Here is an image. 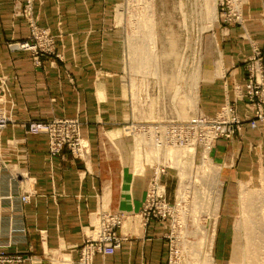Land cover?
<instances>
[{
    "label": "crops",
    "instance_id": "crops-1",
    "mask_svg": "<svg viewBox=\"0 0 264 264\" xmlns=\"http://www.w3.org/2000/svg\"><path fill=\"white\" fill-rule=\"evenodd\" d=\"M123 1L33 0L40 25L64 34L58 49L65 48L66 64L58 72L49 62L35 70L29 53L7 48V40L28 34L26 21L12 16L26 0H0V75L8 77L14 103L8 107L17 122L0 131V240L12 242V253L28 256L17 264H78L80 248L104 212L123 216L118 235L124 240L113 254L95 255L93 264H168L171 226L143 216L154 167L144 137L124 132L145 122L134 118L121 76ZM240 11L245 28L216 19L205 37L197 110L207 116L236 101L235 86L244 91V61L263 45L264 0H242ZM237 106L243 116V103ZM59 117L80 119L89 158H75L67 149L52 156L46 135L26 131L30 121ZM211 156L220 170L222 224V211L235 207L242 187H264V125L244 124L232 140H218ZM171 178L169 172L162 178L167 193ZM176 191L167 194L172 204Z\"/></svg>",
    "mask_w": 264,
    "mask_h": 264
},
{
    "label": "rangeland",
    "instance_id": "rangeland-1",
    "mask_svg": "<svg viewBox=\"0 0 264 264\" xmlns=\"http://www.w3.org/2000/svg\"><path fill=\"white\" fill-rule=\"evenodd\" d=\"M241 2L242 0H216V18L212 11L211 0H124L118 7L119 24L123 28L125 47V63L122 67L120 66L121 76L124 78L125 89L135 113L134 118L145 122L142 123L145 129L131 127L124 132L133 138L144 137L146 151L149 153L147 161L154 167L153 175L155 172L164 170V173L160 175V183L164 187L170 213L165 218L158 219L169 223L172 229L168 264H232L237 241L240 240L243 244L245 237L251 238L249 236L254 235L256 231V228L253 230L249 227L245 228L246 231L241 230V221L245 218L241 210L244 192H247L250 198L248 201L251 202L248 204L255 206L254 212H251L254 214L252 216L260 221L262 210L258 209L264 203V187L247 190L242 187L238 196H234L235 207L222 211L224 214L221 224L220 170L218 164L212 159L211 151L218 140L229 141L239 135L244 124H249L252 128L264 125V117H259L252 109L253 106L260 105L263 110L261 112L264 114V99L250 102L247 89L248 72L254 66L251 60L258 53L257 58L263 61L264 74V39L262 47H254L253 54L244 61L246 84L243 92L239 85L235 86V91L238 93L236 101L224 104L214 116H207L197 110L201 60L207 31L216 19L228 26L237 24L245 28V19L240 11ZM12 16L13 19L22 18L26 21L28 34L23 39L12 37L7 40V48L11 52L29 53L35 70H43L45 64L49 62L58 72H61V65L66 64V55L65 48L58 49V45L61 44L64 34H54L50 28L40 25L39 18L34 12L33 0H26L22 6H16ZM149 19L152 24L150 27L152 34L147 39L144 30L145 22ZM260 22L264 27V16L261 17ZM153 42L155 45H152ZM137 46L143 47L144 55L142 53L135 56ZM102 68L100 66L101 73ZM64 72L69 82L73 84L71 74L66 70ZM239 102L243 103V116L238 111ZM8 105L14 106L9 96L8 77L0 75V117L8 120L5 127H0V131L17 124ZM227 109H230V112L226 111ZM195 120L202 121L205 126L191 130L189 137L192 142L189 145L172 142L170 139L172 124L187 126V123ZM231 120L235 123L221 126L225 127V132L230 131L232 127L230 132L232 134L228 137L225 132L222 135L219 134L211 150H207L201 139L203 134L211 129L209 132H216V128H213L216 121L227 123ZM32 123L55 125L57 131H59L58 126L67 124L65 127L70 129L61 136L66 137L68 143L63 146L60 153L67 149L73 155V149H81V146L77 145L81 141L83 145H86V149L83 150L88 152L85 158H89L90 142L82 134V123L78 117H59L50 121H30L25 124L28 134L48 137L51 154L52 145L49 134L31 133L29 126ZM156 125H160L162 129H156L154 127ZM157 136L163 139V146L156 144ZM139 147L142 146L139 144ZM137 158L140 159L139 156ZM167 172L171 174V181L174 182L168 189V193L169 190L177 189L176 204L168 201L167 187L162 182ZM260 232L262 234L260 237L264 238V233ZM257 236L251 239L257 241ZM121 238L124 240L123 237ZM261 240L263 251L264 239ZM11 245L12 242L6 238L0 240V264H17L28 259V256L24 254L12 253ZM262 254L264 256V252ZM18 256L23 259L18 261L16 259ZM263 256L259 248L256 257L246 258L245 261H249L247 264H261Z\"/></svg>",
    "mask_w": 264,
    "mask_h": 264
},
{
    "label": "built area",
    "instance_id": "built-area-1",
    "mask_svg": "<svg viewBox=\"0 0 264 264\" xmlns=\"http://www.w3.org/2000/svg\"><path fill=\"white\" fill-rule=\"evenodd\" d=\"M258 54L257 56H254L251 60L254 63V66H252L248 72L247 89L250 102H256L264 99V74L262 72L263 61L262 59L257 58ZM252 109L257 112V115L259 117H264V114H262L261 112L263 110L260 105H255L252 107ZM226 111L230 112V109H227ZM7 122L8 120L5 117H0V127H5ZM229 123L234 124L235 121L231 120L227 123L216 121L213 126V128H216V132H209L212 130L211 129L207 133L203 134V137H201V139L202 142L205 144L204 146L207 150H211L214 140L218 137L219 134L222 135L225 132V127L221 125ZM66 125L67 124H64L63 126H58L59 131H57V129L55 130V125L45 123H32L29 126V131L31 133L49 134L52 145L51 154L57 155L60 153L63 146L67 145L68 143L67 138L61 136L64 132H68L70 129L66 128ZM159 126L160 125H156L154 127L156 129H162V127L160 128ZM199 126H205V124L199 120L189 122L187 123V126H173L172 124V126L170 127L172 134L170 139L174 143H179L180 145L187 146L192 142L191 138L189 137L191 130ZM141 128L145 129V127L142 126ZM231 131L232 127H230V131L227 130L225 132V134H227V137L232 134L230 133ZM156 134H158V132H156ZM155 139L156 144H158L159 146H163L162 138L160 139V137L157 136L155 137ZM194 140L196 141V138ZM77 145H80L81 149H73V155L76 158L85 159L88 152L86 150L84 151L83 149H86V145H83L81 141ZM162 173H164L163 169L158 172H155L151 180V184L147 194L146 204L143 209V216L146 220L151 217L165 218L166 215L170 213V206L169 204H167L165 199L164 187H162V184L160 183V175ZM27 198L28 197H23L22 200L27 201ZM123 220L124 218L122 215L112 213L102 214L99 220L98 228L94 232H92V234L86 237L83 245L80 248L79 264H93L95 255H111L117 249H119L121 247L123 239L118 235L117 230L122 226ZM16 259L20 261L23 258L21 256H18Z\"/></svg>",
    "mask_w": 264,
    "mask_h": 264
},
{
    "label": "bare ground",
    "instance_id": "bare-ground-1",
    "mask_svg": "<svg viewBox=\"0 0 264 264\" xmlns=\"http://www.w3.org/2000/svg\"><path fill=\"white\" fill-rule=\"evenodd\" d=\"M215 2H216V0H211V3H212V11L214 13H215ZM215 18H216V13H215ZM150 22H151L150 19L145 22L146 23L145 24L146 25V28L144 30V33H145V37H147V39H148L149 35L152 34L151 29H150V27L152 26V24ZM152 45H155V43L152 44ZM142 48L143 47L137 46V49L135 51V56L140 55V54L143 53V50L144 49H142ZM147 49H148V47H147ZM143 55H144V53H143ZM143 58H144V56H143ZM220 190H219V194H221ZM248 199H250V198L248 197L247 192L246 193L244 192L243 199H242V202H241V210H242L243 216L245 218H244V221L243 220L241 221V225L242 226L241 225L240 226H241V230L242 229L245 230L246 227H249L250 229L253 228V230H254V228H256L255 234L254 235H251L249 237L252 238V237H256L258 235L257 236V241L252 240L251 238L245 237V242H243V244H242V242H240V240H238L237 243H236V246L234 247L235 249H234V253H233V259L231 260L232 261V264H247V263H249V261L248 262L245 261V260H247L246 258L252 259V258L256 257V255L258 254L259 248H260V254H261V256H263L262 252H264V250L262 251V249H261L262 248V245H263V243H262L263 241L261 239H264V238H261L260 237V235H262L260 231H262L264 233V203L259 206V209L258 210H262V211H261V217H259L260 221H257L254 218L255 216H252L254 214H251V212L253 211V208L255 206L253 207L252 206L253 204L252 205L251 204H248V203L251 202V201H248ZM257 214L259 215L260 213H257ZM236 227H238V226H236ZM263 257H262V260H261V264H264V258Z\"/></svg>",
    "mask_w": 264,
    "mask_h": 264
}]
</instances>
